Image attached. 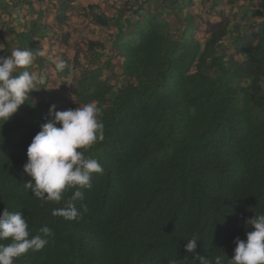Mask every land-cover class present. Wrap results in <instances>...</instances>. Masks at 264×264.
Segmentation results:
<instances>
[{"label": "trees", "instance_id": "trees-1", "mask_svg": "<svg viewBox=\"0 0 264 264\" xmlns=\"http://www.w3.org/2000/svg\"><path fill=\"white\" fill-rule=\"evenodd\" d=\"M174 1L189 7L193 0H161L159 11L134 12L115 49L117 84L93 65L82 67L75 46L72 66L80 72L71 94L77 105L96 102L104 124V139L85 152L104 172L93 174L92 188L75 202L82 219L53 214L74 189L57 203L26 186L27 148L54 118L33 99L41 88L0 124V214L20 211L31 236L43 226L55 233L15 264H200L201 257L229 264L235 239L252 230L246 220L264 214V1L258 19L242 26L225 12L210 23L182 9L170 22L164 8ZM65 9L61 2L59 23L69 17ZM199 25L204 40L193 35ZM19 48L37 53L45 68L33 39ZM97 48L88 42L87 51ZM61 71L66 76L65 66ZM193 237L196 252L188 253Z\"/></svg>", "mask_w": 264, "mask_h": 264}, {"label": "clouds", "instance_id": "clouds-1", "mask_svg": "<svg viewBox=\"0 0 264 264\" xmlns=\"http://www.w3.org/2000/svg\"><path fill=\"white\" fill-rule=\"evenodd\" d=\"M43 55V52L38 53ZM37 53L16 48L9 56H0V124L8 121L36 89V75L28 69L34 65ZM63 61L57 69L64 68ZM19 69H24L18 73ZM54 118L42 124L27 148L28 161L24 172L32 180L26 184L32 194L44 202H60L64 193L73 190L66 206L54 209L53 214L65 220L82 219L75 202L84 199V190L92 188L93 174L102 175L104 169L96 158L85 152L104 139V124L100 117L102 109L96 102L80 105L75 109L57 111L49 108ZM59 124V126H57ZM87 211V208H84ZM252 229L246 232V240L237 237L236 247L229 264H264V214L246 220ZM39 235L31 236L29 225L20 211L0 214V264H15L29 251L44 249L54 238V231L43 226ZM198 238L188 240L185 250L195 253ZM170 264H176L171 261ZM200 264H211L201 257ZM215 264H221L219 258Z\"/></svg>", "mask_w": 264, "mask_h": 264}, {"label": "crops", "instance_id": "crops-1", "mask_svg": "<svg viewBox=\"0 0 264 264\" xmlns=\"http://www.w3.org/2000/svg\"><path fill=\"white\" fill-rule=\"evenodd\" d=\"M61 2L65 3V14L69 17L59 23L58 9ZM160 2L161 0H0V56H9L26 39H33L40 52L44 53L41 56L45 67L40 69L35 62L30 70L36 75V89L41 88L36 98L49 108L55 105L57 111H66L70 109V105L74 109L78 108L80 105L75 103L71 94L73 79L80 72L72 66L75 46L83 51L79 55L82 67H87L89 60V65L101 70L103 79H110L117 84L118 72L109 60H116L115 49L121 31L132 25L136 10L159 11ZM260 2L261 0H193L192 6L186 7L184 2L174 1L172 6L164 9L168 12L167 19L173 18L174 12L182 9L184 13L206 21L201 15L191 14L192 10L199 14L198 10L204 9L214 14L213 21L207 20L210 23L217 22L218 15L225 12L231 25L242 26L258 19L256 10L260 9ZM122 8L126 10L124 16L119 13ZM95 16L106 18V24H98L94 20ZM88 42L97 43L99 48L87 51ZM61 61L67 69L66 76L56 67Z\"/></svg>", "mask_w": 264, "mask_h": 264}, {"label": "rangeland", "instance_id": "rangeland-1", "mask_svg": "<svg viewBox=\"0 0 264 264\" xmlns=\"http://www.w3.org/2000/svg\"><path fill=\"white\" fill-rule=\"evenodd\" d=\"M198 12H199V14L195 11V10H192L191 11V14H196V15H201V17H204L205 19H206V21L207 20H212L213 21V19H214V14L213 13H211L210 11H205L204 9H202V10H198ZM169 19V21L170 22H175L174 20H175V18L173 17V18H168ZM201 21H203V22H205L203 19L201 20ZM195 25V24H194ZM204 28L201 26V25H199V27L194 31V33H193V35H194V37H195V39H197V40H199V39H201V40H204L203 38H205L204 37V35H203V30ZM132 35V31H127L126 32V34L124 35V38H127V37H129V36H131ZM225 50H226V52H227V54H230L231 53V50H228V47H225ZM88 61L89 60H87V66H89V64H90V62L88 63ZM110 61V63H111V65L114 67V66H116V60L115 61H112V60H109ZM78 69V71H79V68H77ZM34 100H36L37 102L38 101H41L40 99H38V98H33ZM65 108V107H64ZM70 109H74V107H72V105H70V107H69ZM66 109V108H65ZM67 110V109H66Z\"/></svg>", "mask_w": 264, "mask_h": 264}]
</instances>
